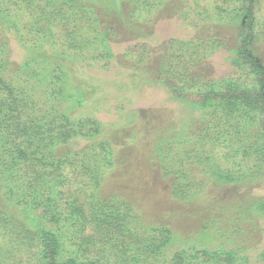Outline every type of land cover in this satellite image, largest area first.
Masks as SVG:
<instances>
[{"label": "trees", "instance_id": "16d2710c", "mask_svg": "<svg viewBox=\"0 0 264 264\" xmlns=\"http://www.w3.org/2000/svg\"><path fill=\"white\" fill-rule=\"evenodd\" d=\"M13 1L16 11L25 3V0ZM32 1L26 0L28 14L36 17L35 25H42L34 31L41 32V37H47L45 40L54 38L53 18L64 20L67 15L71 16L69 10L76 3L84 2L83 6L98 3L106 9L107 6H118V1L126 2L51 0L46 4L48 7L39 9ZM130 1L135 4L142 0ZM253 8L254 0H242L241 7L230 11L233 21L241 23L236 46L230 50V62L241 71H247L253 78L252 84L240 83L238 78L228 75L205 80V84L191 89L177 88L163 81L172 98L201 112L195 119L199 120L198 123L195 121L198 126L184 117L176 135L154 140L153 153L161 159V173L169 171L165 154L169 153L170 145H183L177 156L184 157L186 169L181 167L182 171L175 173L177 178L172 180L170 188L172 197L182 203H199L204 198L203 181L198 183L191 175L194 167L220 183L264 178V63L246 46L255 34ZM11 18L6 11L0 10V24L6 30L16 28ZM99 44L105 50L106 58H113L105 36L100 38ZM21 45L26 60L14 72L21 79L29 75L35 77L40 82L35 86L40 89L34 99L33 90L29 92L18 86L14 89L11 81L0 76V234L3 238L8 237L5 244L16 246L18 253L24 254L32 247L35 252L26 261H21L17 255L4 252L0 244V264H105L101 252L107 243L115 246L118 252L111 264H238L236 259L246 261L234 250L197 247L176 234L170 225L151 223L139 215L136 205L121 192L104 191L101 184L108 172L116 164L132 163L125 160L123 154L138 144L136 138L120 142L123 151L115 163L110 144L98 149L93 146L91 139L97 136L98 125L69 115L74 104L80 107L90 92L75 87L73 73L63 63V60L75 63L79 58L77 41L67 38L61 49L43 48L41 43ZM56 61L62 64L58 65ZM33 63L43 66V70L34 72ZM2 65L7 67L8 61L4 59ZM40 97H43L41 102ZM60 97H69L74 104L58 111L53 102L61 100ZM43 103L47 107L43 108ZM207 117L210 118L202 120ZM231 134L236 137V143L224 147L231 150L228 152L231 156L240 155L241 160L251 163L248 174L235 175L217 166L218 145L222 138ZM83 139L89 142L80 146L76 140ZM239 139H242L240 143ZM86 175L88 180L84 183ZM75 180L84 185L90 180L88 185L92 190L84 193L87 198L84 202L67 186L70 182L77 183ZM210 203L213 202L208 205ZM208 205L205 209L202 207V211ZM243 209L240 206V218L245 216ZM248 210L252 215L263 217L264 197L251 204ZM88 227L91 232L86 233ZM210 230L202 223L201 235L205 236Z\"/></svg>", "mask_w": 264, "mask_h": 264}, {"label": "rangeland", "instance_id": "374dc122", "mask_svg": "<svg viewBox=\"0 0 264 264\" xmlns=\"http://www.w3.org/2000/svg\"><path fill=\"white\" fill-rule=\"evenodd\" d=\"M50 1L32 2L40 9L48 7L46 4ZM23 2V7L16 11V2L0 0V10L6 11L16 23V28L7 30L0 24V76L11 81L14 89L18 86L29 89V92L33 90L32 96L37 99L40 87L35 85L40 84L39 80L30 75L21 79L14 72L26 60L21 44L36 46L41 43L43 48L53 46L61 49L71 37L78 42L76 48H79L80 55L77 54L79 58L75 63L63 60L64 66L72 71L75 87L90 92L80 107L69 97H60L61 100L53 104L58 111L74 104L69 115L87 119L90 125L92 122L97 124V136L91 139L93 146L98 149L110 144L115 163L123 151L120 142L127 138L132 141L136 138L138 142L134 148H129L131 151L123 154V158L132 163L122 166L125 165L123 163L122 168L120 163L116 164L101 184L102 189L121 192L136 205L139 215L151 223L170 225L176 234L197 247L237 251L246 259H236L238 264H264V216L252 215L248 210L251 204L264 197V178L220 183L207 178L200 168L195 170L194 167L191 175L198 183L203 181L204 198L199 203H182L172 197L170 188L172 180L177 178L175 173L187 165L184 157L177 156L183 145H170L169 153L165 154L169 167L166 173H161V159L153 153L154 140L176 135L184 117L198 126L199 120L195 119L201 113L172 98L163 81L177 88L191 89L200 87L205 80L228 75L238 78L240 83L252 84L253 78L247 71H241L230 62V50L236 46L241 32V23L233 21L230 11L241 7L242 0H142L135 4L126 0L106 9L102 4L83 6L84 2H80L69 10L71 16L67 15L64 20L53 18L54 38L50 40L41 37V32L34 31L35 27L42 25H35L36 17L28 14L26 0ZM252 14L255 34L246 46L264 63V0H254ZM102 36L107 38L113 54L111 59L106 58L105 50L99 44ZM4 59L8 61L7 67H2ZM56 63L62 64L60 61ZM32 66L34 72L43 70L41 65L33 63ZM42 98H38L39 102ZM42 106L47 107L44 103ZM235 139L233 134L221 139L216 155L217 166L235 175L248 174L251 163L241 160L240 155L231 156L228 154L231 150L224 147L233 145ZM76 141L80 146L89 142L86 139ZM241 141L239 139L238 143ZM66 169L64 171L67 172ZM87 178L86 175L84 183ZM75 181L77 183L70 182L67 186L84 202L87 199L84 193L92 190L88 185L90 180L87 185ZM210 201L213 203L208 205ZM207 205L208 208L202 211ZM240 206L244 207L243 218L238 217ZM202 223L211 229L205 236L200 231ZM85 232H91V229L88 227ZM7 238L0 234L4 252L17 255L21 261L32 257L34 247L21 254L16 246L5 244ZM111 245L107 243L101 252L105 264H111L118 256L117 249Z\"/></svg>", "mask_w": 264, "mask_h": 264}]
</instances>
